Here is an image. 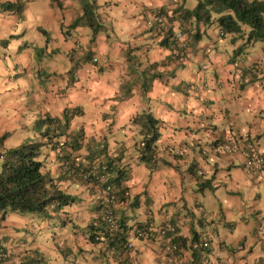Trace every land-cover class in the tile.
<instances>
[{
    "label": "crops",
    "instance_id": "crops-1",
    "mask_svg": "<svg viewBox=\"0 0 264 264\" xmlns=\"http://www.w3.org/2000/svg\"><path fill=\"white\" fill-rule=\"evenodd\" d=\"M58 3L31 0L20 15L0 8V137L7 134L5 148L38 140L43 170L73 198L41 223L7 213L0 228L7 264L30 250L41 254L38 264H164L157 239H135L125 252L90 239L102 226L101 185L68 176L64 164L92 169L109 159L127 174L116 188L124 226H175L185 264H264V167L259 177L244 169L246 154L264 153V41L225 37L216 21L196 27L173 19L174 29L190 30L189 61L177 64L153 14L192 8L187 0H95L96 33L71 28L83 12L79 1ZM35 31L46 37L34 65L27 51ZM64 57L70 65L61 71ZM74 107L81 114L67 133L80 132L78 147L62 146L64 136L41 138L37 120ZM142 112L159 121L153 163L140 159L134 118ZM220 143L233 152L217 154ZM203 236L208 247L193 256L189 243Z\"/></svg>",
    "mask_w": 264,
    "mask_h": 264
},
{
    "label": "trees",
    "instance_id": "trees-1",
    "mask_svg": "<svg viewBox=\"0 0 264 264\" xmlns=\"http://www.w3.org/2000/svg\"><path fill=\"white\" fill-rule=\"evenodd\" d=\"M58 3V0H53ZM82 6V14L77 17L71 24V28L79 24L88 26L93 32L99 31V25L96 18L95 0H77ZM25 5L15 1L0 2L1 10H8L14 14L20 15ZM189 7V6H188ZM180 5L174 15L170 16L164 9L159 8L155 11L162 13L166 21L170 24L171 31L161 39L160 43L166 49L171 45L170 35L172 34L173 19L178 22L188 24L191 22L194 26L201 24L208 25L217 22L223 35L232 36L241 35L245 31L244 26L248 27L245 36V44L254 41H264V0H197L192 8ZM184 24H180L182 27ZM183 31L190 33L188 28ZM198 28L194 34L196 35ZM81 110L78 107L65 108L61 117H44L37 120V129L40 131L41 138L54 140L58 137H65L62 146L67 145L72 149L79 146L80 132L76 134L67 133L69 123L73 117L80 115ZM135 122L140 121L139 131L141 133L140 141V159L146 162L156 161V141L159 138V121L150 113L142 112L134 118ZM44 128L43 130H41ZM7 134L0 137V228L1 222L9 212H15L25 215L27 213H38L42 217L51 216L52 211H58L61 206L73 201L70 195L65 194L58 189L54 179L48 171L43 170L42 161L39 159V150L41 143L38 140H25L20 144L11 147H4V139ZM53 144V143H52ZM52 147L56 148L55 143ZM64 160H70L68 156H62ZM76 167H82L71 160ZM107 170L115 171L116 176L108 179V183L118 188L121 181L127 177L124 168H118L112 160L103 163ZM100 165V166H102ZM85 169H91L86 168ZM152 168V167H151ZM203 188L206 184H201ZM117 190V198H118ZM51 212V213H49ZM101 217V215H100ZM102 226L99 231H92L90 239L95 240L96 235L104 232V222L100 219ZM120 225H124L119 222ZM124 237V236H122ZM7 239L6 237L3 238ZM123 238H116L115 243H121ZM176 242L179 247L185 245V239L177 238ZM202 250V249H201ZM200 251V250H199ZM200 252L194 250L193 256ZM32 254V252H31ZM34 257L22 259L19 264H38L42 260L39 251L34 250ZM7 248L0 237V264H6L8 261Z\"/></svg>",
    "mask_w": 264,
    "mask_h": 264
},
{
    "label": "built area",
    "instance_id": "built-area-1",
    "mask_svg": "<svg viewBox=\"0 0 264 264\" xmlns=\"http://www.w3.org/2000/svg\"><path fill=\"white\" fill-rule=\"evenodd\" d=\"M20 4L26 5L31 0H13ZM154 19L157 22L159 34L163 38L166 33L171 31L170 24L166 21L165 16L159 11L154 12ZM170 35L171 45L169 51L173 61L177 64H184L189 61L190 40L188 35L182 29L172 30ZM95 60V58H94ZM217 154L233 152L234 147L227 143H220L213 146ZM65 172L68 176H79L86 182L96 183L101 185L102 199H101V219L104 222V232L95 236V240L110 244L115 242L116 238H123L120 245V250L125 252L133 247L135 239L152 240L157 239L164 252V264H185L186 259L181 257L180 247L177 240V230L171 224H162L154 226L152 224H136L129 228L119 224L115 214V207L117 202V189L113 184L108 183V170L105 165L93 166L92 169H85L83 167H76L71 161L64 164ZM264 167V153L246 154L244 159V169L247 173L261 176ZM124 236V237H122ZM189 246L192 250H204L208 247L206 237L195 238L191 240Z\"/></svg>",
    "mask_w": 264,
    "mask_h": 264
},
{
    "label": "rangeland",
    "instance_id": "rangeland-1",
    "mask_svg": "<svg viewBox=\"0 0 264 264\" xmlns=\"http://www.w3.org/2000/svg\"><path fill=\"white\" fill-rule=\"evenodd\" d=\"M196 2H197V0H187V5H190L191 7H193L195 4H196ZM26 19H30L27 15H26V18H25V20ZM244 29H245V31L243 32V34H241V35H236L239 39H243V37L244 36H246V33L248 32V27L245 25L244 26ZM228 36H230V34H225V37H228ZM31 37H32V43H31V47H30V49H28V51L27 52H29V54H30V58H29V61L32 63V64H34V62H35V64L36 63H39V61H40V59H38V55L41 53V51H40V47H42L43 46V43H44V39H45V35L41 32V31H35L34 33H32L31 34ZM242 37V38H241ZM30 50V51H29ZM13 55H12V58L11 59H13ZM59 56H57L56 58H58ZM46 58V57H45ZM4 59V56L1 58V60H3ZM46 59H48V58H46ZM47 63H50V61H45L43 58H42V64L44 65V68H46L45 67V64L47 65ZM57 63V62H56ZM34 64V65H35ZM68 65H70V62H69V60L68 59H66L65 57H64V59L62 60V61H60V62H58L57 63V66L59 67V69L61 70V71H64L65 69H66V67H68ZM54 182L56 183V181L54 180ZM56 185H57V183H56ZM58 186V185H57ZM59 211V210H58ZM54 212H57L56 210L55 211H52V213H54ZM49 213H51V212H49ZM9 214L10 215H17V214H15V213H10L9 212ZM28 214H30V215H33L34 216V218H44V217H42L40 214H38V213H27V214H25V215H28ZM39 219L37 222L38 223H41V221H42V219ZM3 234V233H2ZM5 235H6V233H5ZM0 237L2 238V241H4V245L6 246V248H7V246H8V241H7V239H4L3 240V238H4V235H1V233H0ZM6 238H7V236H5ZM31 252H32V254H31ZM33 250H30V252H28L26 255H21L20 257H19V261H21L22 259H27L28 257H34L33 256ZM18 261V263L17 264H19L20 262ZM7 263H8V261H7ZM6 263V264H7Z\"/></svg>",
    "mask_w": 264,
    "mask_h": 264
}]
</instances>
